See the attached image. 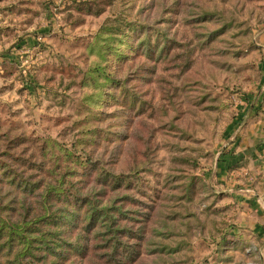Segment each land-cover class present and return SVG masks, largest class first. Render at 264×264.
I'll return each mask as SVG.
<instances>
[{"label":"rangeland","instance_id":"374dc122","mask_svg":"<svg viewBox=\"0 0 264 264\" xmlns=\"http://www.w3.org/2000/svg\"><path fill=\"white\" fill-rule=\"evenodd\" d=\"M252 262L264 0H0V264Z\"/></svg>","mask_w":264,"mask_h":264},{"label":"trees","instance_id":"16d2710c","mask_svg":"<svg viewBox=\"0 0 264 264\" xmlns=\"http://www.w3.org/2000/svg\"><path fill=\"white\" fill-rule=\"evenodd\" d=\"M98 12H100L99 9H98V10H95V11H92L91 9L88 10V13H93V14H95V13H98Z\"/></svg>","mask_w":264,"mask_h":264},{"label":"built area","instance_id":"2783aa9c","mask_svg":"<svg viewBox=\"0 0 264 264\" xmlns=\"http://www.w3.org/2000/svg\"><path fill=\"white\" fill-rule=\"evenodd\" d=\"M249 264H258V263L252 262V263H249Z\"/></svg>","mask_w":264,"mask_h":264},{"label":"water","instance_id":"95a60500","mask_svg":"<svg viewBox=\"0 0 264 264\" xmlns=\"http://www.w3.org/2000/svg\"><path fill=\"white\" fill-rule=\"evenodd\" d=\"M260 264H264V263H261V262H260Z\"/></svg>","mask_w":264,"mask_h":264}]
</instances>
